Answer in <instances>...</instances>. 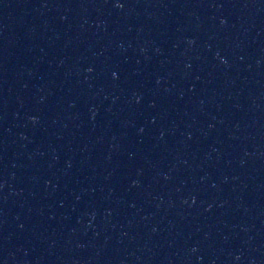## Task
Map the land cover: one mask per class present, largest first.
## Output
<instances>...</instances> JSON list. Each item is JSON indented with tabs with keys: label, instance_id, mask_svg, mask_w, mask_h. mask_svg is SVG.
<instances>
[{
	"label": "water",
	"instance_id": "obj_1",
	"mask_svg": "<svg viewBox=\"0 0 264 264\" xmlns=\"http://www.w3.org/2000/svg\"><path fill=\"white\" fill-rule=\"evenodd\" d=\"M0 264H264V0H0Z\"/></svg>",
	"mask_w": 264,
	"mask_h": 264
},
{
	"label": "snow or ice",
	"instance_id": "obj_2",
	"mask_svg": "<svg viewBox=\"0 0 264 264\" xmlns=\"http://www.w3.org/2000/svg\"><path fill=\"white\" fill-rule=\"evenodd\" d=\"M115 6L116 7H122V5L119 2H117Z\"/></svg>",
	"mask_w": 264,
	"mask_h": 264
},
{
	"label": "clouds",
	"instance_id": "obj_3",
	"mask_svg": "<svg viewBox=\"0 0 264 264\" xmlns=\"http://www.w3.org/2000/svg\"><path fill=\"white\" fill-rule=\"evenodd\" d=\"M115 75V74H114Z\"/></svg>",
	"mask_w": 264,
	"mask_h": 264
}]
</instances>
